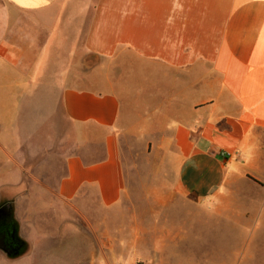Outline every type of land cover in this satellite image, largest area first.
<instances>
[{"label":"crops","instance_id":"crops-1","mask_svg":"<svg viewBox=\"0 0 264 264\" xmlns=\"http://www.w3.org/2000/svg\"><path fill=\"white\" fill-rule=\"evenodd\" d=\"M54 111L101 153L68 156L55 191L83 217L77 201L110 211L127 195L132 143L158 151L152 219L174 197L229 211L226 198L264 191V0H0V204L29 189L13 134L42 138ZM130 219L125 256L105 264H146L145 223Z\"/></svg>","mask_w":264,"mask_h":264},{"label":"rangeland","instance_id":"rangeland-1","mask_svg":"<svg viewBox=\"0 0 264 264\" xmlns=\"http://www.w3.org/2000/svg\"><path fill=\"white\" fill-rule=\"evenodd\" d=\"M59 116L54 111L51 130L47 126L42 138L12 136L14 159L25 169L24 183L29 189L25 195L8 198L15 202V218L21 224L20 236L29 244V254L8 262L0 252V264H91L94 257L95 264H105L108 256H125V222L131 217L145 223V249L144 256L132 248L126 256L142 255L146 264L152 260L157 264V256H165V264H264V191L251 197L226 198L224 202L232 206L226 212L206 206L188 212L174 197L165 205L172 209L163 212L162 218L152 219L148 206L158 202L150 192L161 186L162 178L155 170L158 151L152 147L132 143L127 148L124 144L128 192L116 209L105 211L96 198H84L75 203L84 218L59 201L55 191L66 173V158L77 153L88 161L101 157L99 149L94 154L92 145H80L72 126ZM240 192L256 193L247 186ZM134 208L141 213H132ZM129 237L137 238L134 231ZM157 239L166 240L165 251H156Z\"/></svg>","mask_w":264,"mask_h":264},{"label":"water","instance_id":"water-1","mask_svg":"<svg viewBox=\"0 0 264 264\" xmlns=\"http://www.w3.org/2000/svg\"><path fill=\"white\" fill-rule=\"evenodd\" d=\"M29 244L20 236V223L15 218V206L12 201L0 204V252L8 258L24 256Z\"/></svg>","mask_w":264,"mask_h":264}]
</instances>
